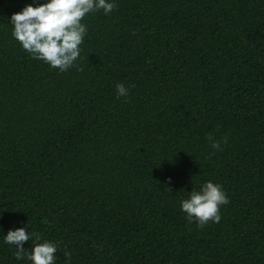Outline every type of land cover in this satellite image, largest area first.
Segmentation results:
<instances>
[{
  "label": "trees",
  "instance_id": "trees-1",
  "mask_svg": "<svg viewBox=\"0 0 264 264\" xmlns=\"http://www.w3.org/2000/svg\"><path fill=\"white\" fill-rule=\"evenodd\" d=\"M31 3L0 0V264H31L22 226L56 264H264V0H116L65 72L11 34ZM206 181L229 203L200 228Z\"/></svg>",
  "mask_w": 264,
  "mask_h": 264
},
{
  "label": "clouds",
  "instance_id": "clouds-1",
  "mask_svg": "<svg viewBox=\"0 0 264 264\" xmlns=\"http://www.w3.org/2000/svg\"><path fill=\"white\" fill-rule=\"evenodd\" d=\"M116 0H33L9 19L12 36L33 59L47 63L51 68L65 72L75 67L81 54V45L87 35V25L83 19L90 13L103 10L105 15L112 13ZM117 98H127L130 89L123 83L116 84ZM214 150H222L221 143L208 137ZM225 139V143H226ZM171 183V177L167 178ZM187 198L180 201V210L189 223L197 227L221 220L220 208L229 203L222 186L212 181L204 182L198 190L187 192ZM33 241L31 250L24 248L26 242ZM41 241V236L29 232L26 226L9 229L3 242L14 246L17 261H30L31 264H56L57 243ZM64 255L70 259L71 253Z\"/></svg>",
  "mask_w": 264,
  "mask_h": 264
}]
</instances>
